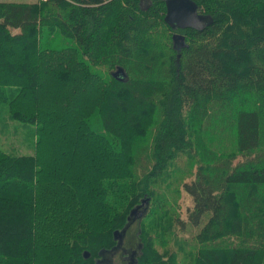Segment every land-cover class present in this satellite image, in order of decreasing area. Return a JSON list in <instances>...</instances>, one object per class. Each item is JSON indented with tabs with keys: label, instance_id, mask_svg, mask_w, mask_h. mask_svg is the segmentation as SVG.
<instances>
[{
	"label": "trees",
	"instance_id": "1",
	"mask_svg": "<svg viewBox=\"0 0 264 264\" xmlns=\"http://www.w3.org/2000/svg\"><path fill=\"white\" fill-rule=\"evenodd\" d=\"M141 1L0 2V264H264V0Z\"/></svg>",
	"mask_w": 264,
	"mask_h": 264
},
{
	"label": "rangeland",
	"instance_id": "2",
	"mask_svg": "<svg viewBox=\"0 0 264 264\" xmlns=\"http://www.w3.org/2000/svg\"><path fill=\"white\" fill-rule=\"evenodd\" d=\"M7 3H34L38 0H0ZM176 33L182 34L180 31ZM176 50L179 51V45H176ZM177 61V59H176ZM6 106H0V145L7 152L16 155H31L34 151V130L16 122L8 120ZM179 164H183V161ZM194 178H188L185 182H191ZM178 185L179 196L176 199L177 214L183 222L188 221V210L193 207L191 198ZM180 228V227H179ZM176 229V234L179 239L186 240L188 244L191 243L192 235L196 234L198 230L185 228L184 230ZM191 245V244H190ZM170 246V245H169ZM176 251V247L173 249Z\"/></svg>",
	"mask_w": 264,
	"mask_h": 264
},
{
	"label": "water",
	"instance_id": "3",
	"mask_svg": "<svg viewBox=\"0 0 264 264\" xmlns=\"http://www.w3.org/2000/svg\"><path fill=\"white\" fill-rule=\"evenodd\" d=\"M145 3L149 5L146 0L140 2L142 8ZM165 11L164 22L172 31L188 29L201 32L212 24L211 17L200 14L198 6L191 0H165ZM176 39L184 43L182 36L175 35L173 41L176 42ZM179 58L180 56H177V63Z\"/></svg>",
	"mask_w": 264,
	"mask_h": 264
},
{
	"label": "flooded vegetation",
	"instance_id": "4",
	"mask_svg": "<svg viewBox=\"0 0 264 264\" xmlns=\"http://www.w3.org/2000/svg\"><path fill=\"white\" fill-rule=\"evenodd\" d=\"M165 14H166V11H165ZM176 31H180V30H175L174 32V35H173V37L175 36V35H179V36H182L180 33H176ZM182 31V30H181ZM183 31H185V30H183ZM183 38H184V36H182ZM176 42H174V46L176 47V45H179V49L183 46V44H182V42H180L179 40H175ZM181 43V44H180Z\"/></svg>",
	"mask_w": 264,
	"mask_h": 264
},
{
	"label": "crops",
	"instance_id": "5",
	"mask_svg": "<svg viewBox=\"0 0 264 264\" xmlns=\"http://www.w3.org/2000/svg\"><path fill=\"white\" fill-rule=\"evenodd\" d=\"M0 2H3V1H0ZM35 3V2H34Z\"/></svg>",
	"mask_w": 264,
	"mask_h": 264
}]
</instances>
